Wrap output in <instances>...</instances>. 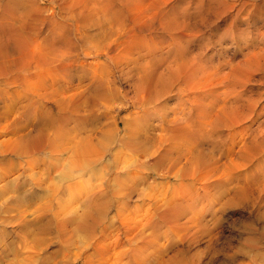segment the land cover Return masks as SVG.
Masks as SVG:
<instances>
[{
	"label": "rangeland",
	"instance_id": "obj_1",
	"mask_svg": "<svg viewBox=\"0 0 264 264\" xmlns=\"http://www.w3.org/2000/svg\"><path fill=\"white\" fill-rule=\"evenodd\" d=\"M62 27L71 44L53 54L46 36L62 35ZM25 37L27 48L0 72V264H85L88 256L90 264H264V0H0V41ZM144 74L162 75L167 89L148 84L136 93ZM104 90L110 101L99 99ZM81 93L83 127L61 107ZM136 95L149 100L144 107L133 108ZM134 110L157 139L164 130L181 138L177 129L186 126L191 137L174 140L195 146L196 171L169 177L154 158L138 166L145 159L120 145L136 129ZM43 126L50 140L65 127L64 151L18 155L17 138ZM102 132L119 142L104 153ZM80 135L95 148L91 157L75 153ZM175 203L183 209L158 211Z\"/></svg>",
	"mask_w": 264,
	"mask_h": 264
},
{
	"label": "bare ground",
	"instance_id": "obj_2",
	"mask_svg": "<svg viewBox=\"0 0 264 264\" xmlns=\"http://www.w3.org/2000/svg\"><path fill=\"white\" fill-rule=\"evenodd\" d=\"M34 1V0H33ZM14 3V2H13ZM35 7H36V9H37V6H38V4L37 5H34ZM10 7V6H9ZM36 11H38V14H39V16L38 17H40V16H42V11H41V9L38 7V9L36 10ZM44 13H45V11H44ZM43 17H45L44 15L42 16V18ZM30 18V17H29ZM42 18H39L41 21H42ZM46 18V17H45ZM28 19V18H27ZM27 21V20H26ZM46 21V20H45ZM43 22V21H42ZM24 27H27L26 29H29V27H28V25H26V26H24ZM62 29H63V31H61V33H62V35H56V34H52V35H47L46 36V39H47V41L49 42V49H51V53H53V54H56L58 51H59V49L61 50V49H66L70 44H71V41H70V39H69V33H68V29L66 28V27H62ZM65 32V33H64ZM53 33H55L54 31H53ZM7 34V33H6ZM15 43H14V45H10V44H8V43H3V41H0V61H2L1 63H0V72L1 73H4V72H8V70L12 67L7 61H6V59L7 58H9V56H11L14 52H18L19 51V53H23L24 52V50H25V48H27V46H28V44H29V38H27V37H25V39H24V42L23 41H20V40H15V39H13V38H11ZM45 39V38H44ZM44 39H43V41H44ZM37 41V40H36ZM35 41V42H36ZM34 42V43H35ZM41 44V43H40ZM42 46V45H41ZM37 48V47H36ZM45 48V47H44ZM45 50V49H44ZM12 51V52H11ZM20 54V55H21ZM62 55V54H61ZM63 56V55H62ZM4 59V60H3ZM23 60V59H22ZM44 61V60H43ZM44 62H46V61H44ZM22 65V69H25V70H27V71H29V68H30V62H29V60H26V62H24L23 64H21ZM67 65H62L61 64V66H60V68H59V70L61 71V73L64 75L65 73H66V71H67ZM28 74V73H27ZM38 74V73H37ZM136 76V75H135ZM152 77V76H151ZM151 77H148L146 74H144L139 80H137V82L135 83V90H136V93H137V91H139L141 88H144V90H145V85H148V84H150V85H152L153 86V88L155 89V90H158V92L160 91V90H164V89H167V81L165 80V78L162 76V75H159V77H157V78H155V79H152L151 80ZM166 77H169V76H166ZM55 83V82H54ZM148 87V86H147ZM149 88V87H148ZM111 90L110 91H106V90H104V94H101V95H99L98 97H99V99L100 100H108V101H110V99H109V94H111ZM157 93V92H156ZM83 95V93H81V94H77V95H75V96H72V97H69L68 98V100H66V99H64L63 98V100H61V107H62V109H65V108H68V107H71L72 108V113H73V116H74V114H75V116L77 117V119H76V121H77V125L79 126V127H83V126H85V124H86V119L82 116L83 115V113H81L82 112V110L84 109V105L83 104H78V103H76L77 101L76 100H79V98H81V96ZM93 95V94H92ZM146 94L144 93L143 95H142V99H143V97L145 96ZM93 98V97H92ZM95 99H96V97H95ZM94 99V100H95ZM141 99V100H142ZM132 100H133V102H131V104H132V106H133V108H135V109H139L140 108V106L141 107H144L146 104H145V102H146V97L144 98V100L143 101H141L140 100V98H139V100H138V98H137V95L136 96H133L132 97ZM147 101H149V100H147ZM59 102V101H58ZM74 103H76V104H74ZM139 103H141L142 105H140ZM108 104V103H107ZM110 104V103H109ZM153 104V103H152ZM59 105H60V103H59ZM151 105V104H150ZM69 110V111H70ZM71 111H70V113H71ZM84 111V110H83ZM64 112V111H63ZM149 112V111H148ZM30 113V109L29 110H26V115L28 116V114ZM65 114V113H64ZM136 114V115H135ZM61 115H63V114H61ZM47 116V113H46V115L44 114V116L42 117V121H43V123L45 124V118H47L46 117ZM48 116H50V114L48 115ZM69 116V115H68ZM72 116V115H71ZM70 116V117H71ZM133 116H134V124H135V127H136V129L133 131V129H132V131L133 132H130L129 134V136H128V138H124V139H122L120 142H121V147H123L124 149H126V150H128V151H130V152H132L134 155H136V156H138L139 158H141V159H145V163L144 162H141V161H139V164H138V166H140V167H145L146 166V162L149 160V159H152L153 160V158H154V162H155V164H165V171H166V174L170 177H172V176H175V177H179V178H181V179H185V178H187V177H189L188 175H189V171H196V168H197V165H199V163H198V155H196V153H195V146H194V148H192V144L189 146L188 145V147L187 146H185L186 148L185 149H182V147H183V145H182V147H181V145L179 144V146H178V144L176 143V141L174 140V139H177V140H179V141H181L182 142V139L184 140V138L183 137H188V134H190V133H188V131H190V130H188L187 131V129L188 128H186V126H182V127H180V128H178L177 129V132L180 134V136H181V138H176V137H174V138H172L171 137V135L172 134H167V133H169V131H167V130H164V128H163V130L165 131V135H162V136H160L159 137V139H157V138H155V137H153L151 134H150V131L148 130V129H144V127H143V129L141 128V126H140V124L142 123V120H141V115H139L138 114V112L137 111H133ZM60 114H59V118H58V120H62L63 118H64V116H62L61 117V119H60ZM66 117H67V115H65V119H66ZM76 117H74V118H76ZM49 118V117H48ZM68 118V117H67ZM73 118V119H74ZM50 119H51V117H50ZM49 119V120H50ZM57 119V118H56ZM55 118H54V120L55 121H53V122H51V124L53 123V124H55V122H56V125L55 126H53L54 128H56V126H58V125H60V124H62V123H60V121H58V120H56ZM64 120V119H63ZM63 120L61 121V122H63ZM57 121H58V125H57ZM65 121V120H64ZM71 121V120H70ZM69 121V122H70ZM66 122H67V120H66ZM69 122H68V124H69ZM125 122V121H124ZM126 123V122H125ZM52 124V125H53ZM67 124V125H68ZM217 124V123H216ZM47 125H49V124H47ZM63 125H64V123H63ZM62 125V126H63ZM165 125V124H164ZM46 126V125H45ZM51 126V125H50ZM66 126V125H65ZM74 127H75V125H73ZM162 126V125H161ZM53 127H51V128H53ZM60 127V126H59ZM67 127V126H66ZM77 127V126H76ZM165 127H166V125H165ZM47 128H49V126L47 127ZM167 128H169V127H167ZM64 129H65V127L63 128H58L57 130H56V138L55 139H53V140H50V139H48L47 137H46V129H44V126L43 127H40V128H38L37 129V131H36V133L35 134H24V135H22V136H20L19 138H17V141L19 142V145L17 146V148H16V151H17V154L19 153L20 154V156H24V155H28V154H30V153H33V152H35V151H40V150H45L46 148H48L49 146L52 148V149H58V147L59 146H62V145H65V143L64 142H62L61 140V142L62 143H64V144H61V145H59L60 143H59V139H65L66 137V135H64L63 133H65L66 134V132L64 131ZM67 129H69V128H67ZM80 130V129H79ZM83 130V129H82ZM112 130H115L114 131V133L115 132H117V129H116V127L114 128V129H112ZM169 130H170V128H169ZM18 131L19 132H23V131H25V129L24 128H20V130L18 129ZM85 131V130H84ZM127 131V130H126ZM129 131H130V129H129ZM105 132V131H104ZM112 132V131H111ZM111 132H109V133H101L102 135H100V137H99V139H98V141L100 140V138H102V140H100L99 142L102 144L101 145V148L100 149H98L99 150V152L100 153H104V152H106L107 151V147H108V145H109V143L110 142H115L117 139H115V137L117 136V133H116V136L113 138V134H111ZM82 133V132H81ZM69 134V133H68ZM111 134V135H110ZM193 134V133H192ZM197 135V134H196ZM74 135H72V137H73ZM81 137H82V135H80ZM79 136V137H80ZM86 136V135H85ZM88 136V135H87ZM103 136V137H102ZM79 137H78V139H79ZM91 137V136H90ZM190 137H191V135H190ZM190 137H188V138H190ZM192 137H193V135H192ZM88 138H89V136H88ZM68 139H69V137H68ZM73 139V138H72ZM91 139H92V142H94L93 140V138L91 137ZM91 139H88V140H91ZM186 141V140H185ZM74 142V144H75V148H76V150L74 149V147H72V146H70V147H72V149H69V148H67V147H69V145H66L67 147H64V148H66L65 150L66 151H69V153H71V151L70 150H72V153H73V151L75 150V153H76V151H77V154H78V156L80 157V158H83L84 156H86V157H91L90 156V154H91V152L92 151H94L95 150V148L91 145V144H89V142H91V141H87L86 140V137L85 138H81L80 140H78V141H73ZM117 142V141H116ZM94 143H97V141L96 142H94ZM117 143H119V142H117ZM179 143V142H178ZM189 143V142H188ZM193 143V142H192ZM198 143V142H197ZM17 144V143H16ZM70 144V143H69ZM182 144V143H181ZM195 144V143H194ZM98 145H100V144H98ZM100 147V146H99ZM51 148L50 149H48V150H50L51 151ZM59 148H62L63 149V146L62 147H59ZM109 149H110V147H109ZM194 149V150H193ZM47 150V151H48ZM53 151V150H52ZM62 151V150H61ZM63 151H64V149H63ZM13 153H14V151H13ZM16 154V153H15ZM18 154V155H19ZM22 154V155H21ZM34 154H32V156H33ZM66 155V154H65ZM67 155H69V154H67ZM29 157L31 156V155H28ZM201 156V155H200ZM26 157V156H25ZM22 158V157H21ZM87 161H86V164H83V165H85V166H87V168L89 167V170H90V168H92L93 166H92V164H91V161L93 160H90V158L89 159H86ZM74 162V161H73ZM94 162V161H93ZM92 162V163H93ZM149 162H150V160H149ZM198 163V164H197ZM74 164V163H73ZM96 164V163H95ZM94 164V165H95ZM72 165V164H71ZM131 166H133V167H135V166H137V163L136 162H134V163H132V165ZM153 166V165H152ZM155 167V166H154ZM157 167H158V165H157ZM164 167V166H163ZM162 167V168H163ZM96 167H94L93 168V170L95 169ZM153 168V167H152ZM161 168V169H162ZM92 170V169H91ZM96 170V169H95ZM134 170V169H133ZM163 170V169H162ZM97 171V170H96ZM100 174V173H99ZM43 175V174H42ZM22 176V175H21ZM139 178V177H138ZM94 179V178H93ZM64 180V179H63ZM95 180V179H94ZM142 180H143V177H142ZM189 180V179H188ZM74 181V180H73ZM12 182V181H11ZM68 182H70V181H68ZM181 182V181H180ZM181 183H184L183 181L181 182ZM67 184V183H66ZM15 185V184H14ZM66 186V185H65ZM5 187V186H4ZM7 187V186H6ZM8 188V187H7ZM6 190V189H5ZM95 194V193H94ZM16 195V194H15ZM92 195V194H91ZM102 195H104V194H102ZM108 195V194H107ZM93 196V198H94V195H92ZM96 196H97V194H96ZM95 196V197H96ZM50 197V196H49ZM101 197V196H100ZM26 198V197H25ZM56 198V197H55ZM97 198V197H96ZM96 198H94V199H96ZM101 198H104V197H101ZM100 198V199H101ZM10 199V198H9ZM98 199V198H97ZM91 200H93V199H90V201ZM104 200V199H103ZM107 200V199H106ZM164 199H162L161 201H163ZM94 201V200H93ZM96 201V200H95ZM171 201V200H170ZM5 202V201H4ZM97 203L99 202V200L98 201H96ZM173 201H171V203H172ZM175 202V201H174ZM14 203V202H13ZM48 203H50V202H48ZM92 203H94V202H92ZM106 203H108V205H110L111 204V202L110 201H108V202H106ZM181 203V202H180ZM16 204V203H15ZM99 204V203H98ZM156 204V203H155ZM158 204V203H157ZM167 204H169L168 202H167ZM167 204H166V206H167ZM171 205V204H170ZM2 207L3 206H5V205H1ZM37 206V205H36ZM41 206V205H40ZM162 206V205H161ZM181 206H182V203H181ZM30 207V206H29ZM29 207H26V208H28L29 209ZM38 207V206H37ZM99 207V206H98ZM168 207V209L167 210H165V212L164 213H162V211L160 210V208H158V211L159 212H161V214H165V215H167V214H172V212L174 213V210H177L178 208H182L183 209V207H180V204L178 203H175L174 204V206H172L171 208H169V205L167 206ZM9 208V207H8ZM32 208V207H31ZM79 208V207H78ZM164 208V207H163ZM162 208V209H163ZM187 208V207H186ZM21 209H22V207H21ZM28 209H27V211H28ZM43 209H44V207H43ZM94 209V208H93ZM3 210H4V208L1 210L0 209V211H2L3 212ZM9 210V209H8ZM23 210V209H22ZM42 210V209H41ZM41 210H39L38 212H40ZM49 210V208H47V211ZM91 210V209H90ZM99 210H102L101 208L99 209ZM153 210V209H152ZM31 210H29V214L31 213L30 212ZM32 211H33V209H32ZM36 211V210H35ZM44 211V210H43ZM89 210H87V212H88ZM96 211V210H95ZM180 211V210H179ZM178 211V212H179ZM5 212V211H4ZM3 212V213H4ZM9 212V211H8ZM34 212V211H33ZM53 212V211H52ZM91 212V211H90ZM94 212V211H93ZM101 212V211H100ZM152 212V211H151ZM177 212V211H176ZM181 212V211H180ZM35 213V216H36V212H34ZM43 213V212H42ZM95 213V212H94ZM1 215H2V213H0ZM20 214V213H19ZM32 214V213H31ZM30 214V215H31ZM50 214V213H49ZM85 214V217H86V215H89V214H86V212H84L83 213V215ZM100 214V213H99ZM175 214H177V213H175ZM27 215V214H26ZM42 215V214H41ZM40 215V216H41ZM91 215V214H90ZM89 215V216H90ZM92 215H93V213H92ZM97 215V214H96ZM181 215H182V213H181ZM19 216V215H18ZM21 216V215H20ZM33 214H32V217H35ZM79 215H77V217H78ZM107 216V215H106ZM48 217V216H47ZM152 217V216H151ZM163 217V216H162ZM168 217V216H167ZM173 217H175V216H173ZM20 218V217H19ZM42 218H43V216H42ZM87 218V217H86ZM92 218H94L93 216H92ZM104 218V217H103ZM157 218H159V217H157ZM169 218H171V217H169ZM177 218V217H176ZM176 218H175V220H176ZM179 218V217H178ZM16 219V218H15ZM79 219H80V217H79ZM98 219V218H97ZM160 219V218H159ZM164 219V218H163ZM174 220V218H171V220ZM179 219H181V218H179ZM43 220V219H42ZM89 220V219H88ZM172 220V221H173ZM178 220V219H177ZM79 221V220H78ZM25 222V221H24ZM23 222V223H24ZM43 222V221H42ZM83 222H84V220H83ZM87 222H89V221H87ZM102 223V222H101ZM139 223V222H138ZM141 223V222H140ZM44 224H46V223H44ZM77 224H78V222H77ZM47 225V224H46ZM181 225V224H180ZM43 226V225H42ZM137 226H139V225H137ZM140 226H141V224H140ZM30 228V227H29ZM87 228V227H86ZM138 228V227H137ZM143 228V227H142ZM141 229V228H140ZM79 230V229H78ZM154 230V229H153ZM140 231V230H139ZM38 232V231H37ZM136 232H137V230H136ZM146 232V231H145ZM31 233H33L34 234V232H31ZM39 233V232H38ZM46 233V232H45ZM50 233V232H49ZM40 234H41V232H40ZM44 234V232L42 233V236H44L43 235ZM143 233H141V235H142ZM146 234V233H145ZM37 235V234H36ZM41 236V237H42ZM137 236H140V233H138L137 234ZM33 237V236H32ZM31 237V238H32ZM46 237V236H45ZM30 238V239H31ZM34 238V237H33ZM38 238V237H37ZM34 239H36V238H34ZM43 238H41V240H42ZM37 240V239H36ZM148 240V239H147ZM47 241H48V239H47ZM151 241V240H150ZM163 241V240H162ZM40 242V241H39ZM42 242V241H41ZM117 242H119V241H117ZM142 242H144V241H142ZM148 242H149V240H148ZM147 242V243H148ZM28 243H30V242H28ZM43 243H44V241H43ZM145 243V242H144ZM150 243V242H149ZM162 243V242H161ZM32 244V243H31ZM87 244V243H86ZM33 245V244H32ZM118 245V244H117ZM149 245H151V244H149ZM148 245V246H149ZM153 246H155L156 247V245H154V244H152ZM159 245V244H158ZM169 245V244H168ZM167 245V246H168ZM45 246V245H44ZM47 246V245H46ZM90 246V245H89ZM91 246H92V244H91ZM146 246V245H145ZM34 247V246H33ZM71 247V246H70ZM115 247H116V245H115ZM149 247H151V246H149ZM154 247V248H155ZM158 247H160V245L158 246ZM171 247V246H170ZM20 248H22V247H20ZM24 248V247H23ZM114 248V247H113ZM141 248V251H140V253H143L142 252V250H143V248H145L144 246L143 247H141V246H138V248L137 249H140ZM34 249V248H33ZM36 249V248H35ZM40 249V248H39ZM41 249H44V247L43 248H41ZM46 249V248H45ZM97 249V248H96ZM147 249H148V247H147ZM159 249V248H158ZM162 249V248H161ZM32 250V249H31ZM36 250H38V249H36ZM103 250H105V248L103 249ZM102 250V251H103ZM114 250V252H115V249H113ZM133 250V249H132ZM136 250V249H135ZM156 250H157V248H156ZM156 250H153V251H155L156 252ZM18 251V250H17ZM44 251V250H43ZM95 251V250H94ZM99 251H101V250H99ZM101 251V252H102ZM136 251H138L139 252V250H136ZM136 251H135V253H136ZM144 251V250H143ZM146 251H148V250H146ZM146 251H145V253H146ZM152 250H150V251H148V252H150V254L152 253L151 252ZM23 252V253H22ZM22 252H20V254H21V256H27L28 254L27 253H25L24 254V252H26V250H22ZM29 252V251H28ZM34 252V251H33ZM42 252V251H41ZM40 252V253H41ZM101 252H98V253H101ZM108 252H110V254H111V251H109L108 250ZM113 252V251H112ZM138 252L136 253V254H138ZM147 252V253H148ZM168 252V251H167ZM15 253H16V251H15ZM17 253H19V252H17ZM29 253H31V252H29ZM35 253H38V252H35ZM46 253V252H45ZM85 253V252H84ZM86 253H87V251H86ZM97 253V252H96ZM97 253V254H98ZM130 253V252H129ZM134 253V254H135ZM157 253H159V251L158 252H156L155 254H157ZM23 254V255H22ZM27 254V255H26ZM31 254H33V253H31ZM43 254H44V252H43ZM89 254V253H88ZM92 254V253H91ZM109 254V253H108ZM116 254V253H115ZM131 254V253H130ZM135 254V255H136ZM34 255V254H33ZM35 255H37V254H35ZM62 255V254H61ZM73 255V254H72ZM94 255H95V253H94ZM100 255V254H99ZM105 255V254H104ZM126 255V254H125ZM135 255H134V257L133 258H136L137 259V255H136V257H135ZM145 255H147L146 257H144L143 258V256L141 255V258L142 259H145V258H149V254H145ZM151 255H154L153 253L151 254ZM150 255V256H151ZM158 255V254H157ZM157 255H155L156 257H157ZM160 255H161V253H160ZM164 256L166 255V254H163ZM162 255V256H163ZM32 255H30L29 257H31ZM154 256V257H155ZM167 256V255H166ZM15 257H16V259H19V258H21L20 256H19V258H17L18 256H16L15 255ZM15 257H14V259H15ZM33 257V256H32ZM31 257V258H32ZM49 257H50V255H49ZM66 257V256H65ZM67 257H68V255H67ZM70 257V256H69ZM79 257H81V255L79 256ZM84 258H85V256H83ZM95 257V260H96V255L94 256ZM93 257V258H94ZM153 257V258H154ZM155 257V258H156ZM159 257V256H158ZM158 257L156 258V259H158ZM172 257H174V256H172ZM42 258V257H41ZM78 258V257H77ZM91 259H92V256L90 257ZM138 258H139V256H138ZM22 259V258H21ZM43 259H44V257H43ZM46 259H47V257H46ZM65 259V258H64ZM89 259V256L88 257H86V259H85V264H90V260H88ZM130 259V258H129ZM142 259H141V261H142ZM173 259V258H172ZM27 260V259H26ZM32 262H33V260L32 259H30ZM30 260H27V262L29 261V263H31V261ZM39 260V259H38ZM41 260V259H40ZM53 260V259H52ZM66 260V259H65ZM78 260V259H77ZM82 260V259H81ZM93 260V259H92ZM137 260H139V259H137ZM137 260H135V262L136 263H138V264H141L139 261L137 262ZM148 260V259H147ZM150 260H152V258L150 259ZM170 260H171V257H170ZM23 261H24V259H23ZM64 261V260H63ZM94 261V260H93ZM145 261V260H144ZM176 261V260H175ZM9 262H11L10 260H9ZM26 262V263H27ZM40 262V261H39ZM41 262H42V264L44 263V261H42L41 260ZM55 262V261H54ZM62 262V261H61ZM73 262V261H72ZM97 262V261H96ZM95 262V263H96ZM51 263V262H50ZM93 263V262H92ZM143 263V262H142ZM149 263L150 264H152L150 261H149ZM148 263V264H149ZM11 264V263H10ZM28 264V263H27ZM35 264V263H34ZM60 264V263H59ZM70 264H71V260H70ZM73 264H74V262H73ZM144 264H146V263H144Z\"/></svg>",
	"mask_w": 264,
	"mask_h": 264
}]
</instances>
